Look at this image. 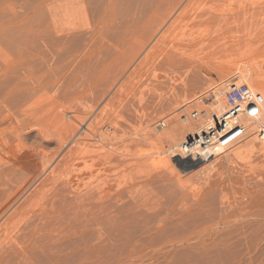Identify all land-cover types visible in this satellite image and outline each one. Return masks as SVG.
<instances>
[{
    "label": "rangeland",
    "instance_id": "1",
    "mask_svg": "<svg viewBox=\"0 0 264 264\" xmlns=\"http://www.w3.org/2000/svg\"><path fill=\"white\" fill-rule=\"evenodd\" d=\"M175 1V3L172 1V3L166 2L164 9L161 10L163 13L157 16L152 25L149 24L138 36L131 39L133 44L124 40V43H122V39L119 38L117 34L114 35V31H112L114 32L113 34L108 33L111 36L108 35L105 38L106 40L104 41L107 42L108 40V42L103 44V51L99 48L101 51L98 49L93 55L87 56L88 62H86V58L81 60L88 64L89 59H93L92 61L90 60L92 62H90V66L87 65L88 68H91L86 72V67H82L86 65L80 64V62L74 64L75 66L66 67L62 70L63 72L58 74V79H62V81L65 79V81H63L65 85L62 86V84H64L63 82H61L62 84L59 83V88H56L55 85L54 88L58 91L56 93L55 89L48 88L50 89L49 91L45 89V91H43L44 93L42 92L44 95L43 98L35 104V106H40L36 108L34 106L31 109L28 108V112H23L22 109L18 110L19 108L15 107L10 109V111L14 110L13 112L18 111L15 114L18 113L20 116L22 115L23 119L18 118V115L9 111V122L12 123L14 121V123L10 124L12 127L10 126L11 129H8V131L4 126V132L0 133V162H5V159H9V162L12 164L14 161L15 164L18 162L16 165L19 166L21 164L20 166H23V170L14 176H10V179H8L9 183H5L6 185L8 183L7 189L4 185L2 187L3 190H1L3 194L0 195V225L5 221V227H7L5 231V245L10 243V236L14 237L13 232H15L16 236L21 232L20 229L23 231L28 223L35 221V214L42 213L41 206L44 208V201H46V204H49L48 206L52 208L54 206L53 209L45 206V209L48 207L51 211V217L53 216L54 220L52 218L53 223L48 222L50 227L48 224L42 225V230L44 231L40 234L41 239L37 241L38 244L34 245L35 249H32V245V250H29L30 252L27 251L28 254L26 252V259H21L19 262L20 259L14 256L15 253L13 254V252L7 251L11 254L5 253L7 259H4L5 262H3V264H16L17 262V264H32L33 260V264H264V136L260 137L257 135L255 124L250 123V128L247 132L225 149L212 147L213 156L217 157L216 162L213 165H209L211 166L210 168H207L205 165L193 167V164L190 163V156L178 150L179 145L186 137L195 136L204 128V120L208 112V104L206 103V98L208 97H206V93L210 92V90L223 87L224 83L230 79H237L239 82L249 84L255 91L260 92L264 98V0H234L233 2L232 0H223L220 5L218 4V9L226 7L231 13L234 12L235 14L232 15L230 19L223 20L220 24L219 21L218 24H216L217 22L212 23V20L202 21L199 22V24L198 22H195V24L194 21L189 23L190 20L189 17H187L188 13L185 18L182 17L180 20L177 19L175 21V17L188 0ZM27 3L24 6L25 2L23 3V0H0L2 8H0V17L2 16L0 21L2 20L5 24L3 25L4 33L5 31L10 33L14 32L12 33L14 37L17 35L16 33L22 31L25 27V29L30 27L34 29V27L37 26L36 24L39 21L38 18L40 14L34 9L36 0H30V2L28 0ZM173 3L176 7H174L175 9L173 8ZM168 5H171V7ZM25 8L27 10H25ZM46 9H44L43 12L46 11ZM34 11L37 13H35L36 16L33 13ZM47 11L46 13L48 14L49 12ZM37 15L38 18H36ZM44 16L46 15L44 14ZM47 16L49 18V14ZM160 18H163V20L165 19L161 24H159L158 21ZM221 19L223 18L221 17ZM217 20L215 19V21ZM173 21L175 22L173 23ZM172 23L173 26L171 25ZM176 23L178 24L176 25ZM217 25L220 27L218 26L217 28ZM180 31L182 32L180 33ZM183 32H188L189 37H195L196 35L199 37L198 41L195 37V41H197V43H195L197 44L196 47L194 46L195 44H192L193 46H183L184 42L182 39H185V37H183L185 33ZM162 34L164 37L167 36V42H173L171 44H175L172 48L173 51L184 50L185 47L187 49L189 46V50L185 49L187 55L185 58L187 57V60L184 58L185 60L180 61L176 64L177 66L175 65L173 67L167 65V63L158 62V59H156V62H153V64L148 66L143 65L148 50L154 46L160 37H162ZM168 34L170 35L168 36ZM6 35L0 36V41L3 40L2 42H4V44L0 43L2 44L0 45V51L4 54H6V51H8L7 53H11L12 51L10 47L8 48L5 46ZM9 35L7 37H9ZM208 38L213 39L210 42L208 41L209 44H207L208 42L205 40H209ZM119 39H121L120 42ZM175 39H177V41ZM125 43L130 44L127 46ZM178 46H180L179 49L177 48ZM106 48L111 50L108 51ZM120 48H123L124 51ZM106 50L108 52H106ZM118 51L122 53L118 54ZM0 58L2 57L0 56ZM109 61L111 64L108 63ZM97 62L99 63L96 64ZM106 63L110 64L108 67L109 75H107V78L103 81L95 75L97 73L93 70H98L106 66ZM79 66L80 68H84L83 70L87 75L86 77L85 74L82 75L84 73L82 69H80L81 72H78ZM141 68L142 70H140ZM76 69L78 70L76 71ZM139 70L142 71V74L132 79L135 72ZM89 72L92 74L91 76ZM93 74L94 77H92ZM79 75H81V78H83V76L86 79L88 78V82H86L84 78L85 82L83 79H79ZM95 76L97 77V84L95 83L96 85L94 86V83H91L90 87H88L90 82H96ZM75 78L79 80L77 81ZM81 80L83 83L80 82ZM72 83L74 88L72 87ZM131 84L134 89L131 87ZM80 86L82 88H80ZM92 86L93 88L91 89ZM122 86L131 90H127V92L123 91ZM125 92L128 94L130 92L131 96L127 94L129 98H126V100L129 101H124L121 103L122 105H120L119 98H124L126 95ZM70 93H72L73 96ZM52 94H56V96ZM84 95L87 96L84 97ZM65 96L69 98L65 100ZM62 99L66 101V105L62 104L65 103ZM72 99L74 100L73 102ZM67 105H69V108L72 107V109L66 108ZM63 107L65 110L68 109L67 113L63 114V120L65 119V122L63 124L59 122L61 125H58L59 123L57 124L54 120L56 116L54 110L57 112ZM112 108H116V116L119 114V117H117L118 120L115 118V114L114 116L112 115ZM110 110L111 112H109ZM1 111L2 109L0 108V118L3 117L5 120V108H3L2 115ZM90 111L93 113L91 112L90 114ZM104 113L106 114L101 119L103 121L104 118H107V124L105 123L106 120L102 123L99 118L101 116L100 114L103 115ZM76 117H79V120L75 119ZM19 119L24 121L21 122ZM98 119L101 123H99ZM94 120H98V122ZM113 120L116 121L114 122ZM118 121L121 122L123 128L118 127V125H116L117 128L115 127L116 122L117 124L120 123ZM159 121L164 122V127H158ZM257 121L264 122V100L261 107L260 118ZM84 124L93 125L95 129L97 128L96 130H102L101 127H103L101 132L103 136H106V140L103 139L100 142L99 138H96V140L93 139L92 144L94 145L96 143L94 145L96 149L94 146L90 145L86 148L87 151L92 152L93 149V151L97 152V148L101 146L100 144L107 143V140L110 141V139L111 142H117L116 144H110L111 142L107 144L115 146L116 150L115 148L113 149V151L115 150V157L120 154V156H118L119 158H117H122L124 160L123 163H121L122 159L119 160L121 161L119 166V170L121 171H119V173H121L122 170L123 173H121L119 175L120 178H118L121 181H125V178L127 183L130 184V188L132 186L134 187V189L131 190L135 193L128 194L129 192L125 190L126 192L124 191L122 193L125 197H118L121 200L115 197L117 199L116 202L114 198L113 202L115 205L117 203L118 206L116 208L120 210L114 208L115 205L112 203V207L115 209L113 210L117 217L122 216L119 217L121 219L116 218V224H113L111 221L112 223L107 222L97 226H89L85 218H83L84 212H80L83 211V203L78 200L83 196L86 180L85 173L87 171L82 162V152H79L78 155V151H81V147L83 148L82 141H84V133L86 132L83 130ZM19 126L22 128L20 129ZM112 128L115 129L113 130ZM13 129H15L16 132L18 131L17 129H20V131H18L19 138H16L18 132L14 136L11 134L10 131ZM105 133H110V137L105 135ZM98 134L101 135V133ZM112 137L114 141H112ZM119 138H121V141L118 142L117 140H119ZM133 140L136 142L135 144L131 142ZM97 141L100 143H98V146ZM122 142L127 145H124ZM118 143L123 144V147H121L122 150L120 146H118ZM12 145H14V149L16 148V150L12 149ZM129 145H131V148ZM117 146L119 149H117ZM2 147H4V150H1ZM30 147H32V149ZM33 148H35V150L37 149V153L35 152L37 157L36 154L34 157H31L34 155V153L32 155ZM72 148L74 150L78 148L79 150L77 149L76 155L74 154V157L72 156L71 159H74L68 161L70 158L66 159V157H68L70 149L72 150ZM11 150H14L13 153ZM126 150H131V152ZM124 151L126 152L123 154ZM127 153H129L127 157L132 158L128 159L124 157ZM19 154L21 156L24 154V156L20 157ZM130 154L132 155L129 156ZM64 157L66 160L63 159ZM94 161L92 165L100 169L102 165L99 164L101 163L98 161L99 164H97V160ZM64 164H68L70 168L68 169ZM121 165L123 166L121 167ZM58 167L64 168L65 170H61V168L59 169ZM123 167L125 168L122 169ZM126 169L128 171H126ZM58 170H60V172H58ZM149 170L152 172L150 173ZM146 171L149 173L148 175L151 174L150 176L152 178L147 175ZM52 172H55L53 175H58V173H60L58 175L60 178L58 176L53 177V175H51ZM126 172L129 173V176L125 175L127 174ZM50 175L51 177H49ZM130 176L135 177L132 179ZM47 177L51 179H46ZM45 179L46 182L44 181ZM42 182L44 185L41 184ZM61 183L63 186L65 185V187H62L60 185ZM42 185L43 187L40 188ZM48 185L51 187L49 190H46ZM140 187L143 189H138ZM43 188H46L45 190L47 192ZM64 189L67 190V192H65ZM40 190L41 192H38ZM42 193H47L46 197H44L45 195H42ZM145 193L146 195L150 193L152 196H149L150 194L146 196ZM51 194H54L55 201L53 197H51ZM61 195H63L62 200L60 197ZM131 195H136L135 197L138 199L149 196V206L151 207L152 205L151 209L150 207L143 208L142 206L133 208L134 206L132 205L134 204V200L131 199ZM48 197L52 199L49 200L50 198ZM77 197L78 199H76ZM27 198H29V200H26ZM67 199L70 201H67ZM63 200L66 202L65 204L63 203L64 209L61 202ZM76 200L77 202H74ZM25 201L27 203H25ZM50 201H54L55 205ZM71 201L72 204L70 203ZM122 201H126L127 204ZM151 201L153 203L155 201V204L151 203ZM78 202L79 204L77 206L81 204L80 210V206L79 208L76 206L79 211L74 206ZM51 204L53 206H51ZM128 204L130 207L127 206ZM70 205H73L72 207L75 208L74 211L77 213L80 212L79 214L75 212L78 216L82 213L83 216L80 215L81 217H79L81 219H79L77 215V217L74 216L75 213H72V207ZM155 205L159 207H157V209L154 207V209L153 206ZM55 206H57V208L60 207V209L62 207L61 211H66L67 214L61 212L60 209H55ZM30 207H32V209H30ZM122 207L125 208L124 211ZM129 208H131V211H133V209H135V211H140V213L134 212L138 213L140 216H135L133 212L131 215ZM54 209L55 212H53ZM126 210L129 213H127ZM32 212L34 216H32L31 219ZM26 213L30 216L28 214L27 216ZM57 214L59 216H57ZM65 215L67 217L69 216V219H72V217L73 219L76 218L74 220L78 222L72 221V223L69 220V222H71V227L67 223V217H65L66 219L64 220L62 219ZM58 217L61 219L59 220ZM127 217L129 219H127ZM161 219L163 221H160ZM61 220L65 221L63 222V224L65 223L64 225L61 224ZM81 220L86 223L83 224L82 222V225L78 226ZM59 221L60 223H58ZM14 222H17L16 226H14ZM74 222L76 224H74ZM9 224L10 226H7ZM85 224L87 228H85ZM11 225L14 228H12ZM74 225H77L79 228L74 227ZM47 226L48 228H46ZM64 226L67 227L65 228ZM74 228L77 230H73ZM46 229H49L48 232H50V230L52 233L53 231L56 232L53 235H48L50 233H48ZM107 231L112 235L111 237L109 236L110 238L106 236ZM57 235L59 236L58 238H56ZM51 236L55 237V240L52 239ZM42 237H44V240L51 239L53 242L48 240L49 246H43V242L45 241H42ZM45 237L47 239H45ZM45 243L47 244V241ZM38 245L39 247L37 248ZM45 249H50L48 253H52L48 254Z\"/></svg>",
    "mask_w": 264,
    "mask_h": 264
},
{
    "label": "bare ground",
    "instance_id": "2",
    "mask_svg": "<svg viewBox=\"0 0 264 264\" xmlns=\"http://www.w3.org/2000/svg\"><path fill=\"white\" fill-rule=\"evenodd\" d=\"M28 1V0H27ZM27 1L23 0V3L25 2L24 6L26 5ZM174 2L175 0H36V4L34 5V9H36L39 13V18H38V15L36 18L39 19V21L37 22V26L34 27V29H32L31 27L30 28H27V29H23L22 31L16 33L13 37V34L14 32L10 33V32H7L5 31L4 33V27L3 25H5L3 23V21L1 20L0 21V36H3L4 34L6 35L5 36V46H7L8 48L10 47L12 49L11 53H7L8 51H6V54H4L3 52L0 51V56L2 58H0V108L2 109L1 111V115H2V112H3V108H5V111L6 112L4 115H5V120L3 117L0 118V133H3L4 130L6 129L8 131V129H11L12 123H14V121L11 123L9 122V118H8V115L10 114V112H13V111H10V109L13 107L15 108H19L18 110H21L23 112H28L27 109L28 108H33L35 106V104L43 98V94L42 92L45 91V89H48V88H52L53 90L55 89L54 86L56 88H59L60 84H62L61 82L65 81V79L62 81V79H58V74L63 72L62 70H64L66 67L68 66H75L74 64H77L78 62H80V64H85L86 66H82V67H86L85 70L86 72L89 70V68L91 67H87L90 66V64L92 63L91 61V58L89 59V63L86 64V62H88V59L86 58L87 56L89 55H93L96 51H98L99 48L102 49L103 47V44L107 43L105 38L110 35L108 33H114V35H118L119 38L122 39V43H124V41H127V42H130L131 44H133L131 42V39L135 38L136 36H138V34L142 31V30H145V28L150 24L152 25L153 21L156 20L157 16L159 14H162L163 12H161L162 9H164V6L167 3L169 2ZM180 1V0H178ZM234 0H232L233 2ZM30 2V0H29ZM171 2V3H172ZM177 2V1H175ZM174 2V3H175ZM223 2V0H188V2L181 8L180 12L177 14V16L175 17V21L177 19H181L182 17H186V14L188 13V16L189 17V23L194 21L195 22H202V21H209V20H212L210 22L212 23H216L218 24V21H219V24L220 22H222L223 20L225 19H230L232 15H234L235 13H231L229 11V9H227L226 7L225 8H222V9H218V6ZM4 3V2H3ZM20 3V2H19ZM174 3H173V8L175 7L174 6ZM183 3V2H182ZM2 4V3H1ZM28 4V3H27ZM181 4V3H180ZM217 4V5H216ZM219 4V5H218ZM5 5V4H4ZM33 5V4H32ZM179 5V3H178ZM22 6V4H21ZM30 6V5H29ZM169 6V5H168ZM223 6V5H222ZM5 7V6H4ZM3 7V8H4ZM45 7V8H44ZM171 7V5L169 6ZM180 7V6H178ZM199 7V8H197ZM224 7V6H223ZM0 8H1V5H0ZM30 8V7H29ZM47 8V9H46ZM176 8V7H175ZM174 8V9H175ZM2 9V8H1ZM7 9V7H6ZM22 9V7H21ZM32 9V10H34ZM46 9L47 12H49V18H48V14L46 13V11L43 12V10ZM17 10V9H16ZM25 10H27L25 8ZM31 10V9H30ZM35 10V11H36ZM173 10V9H172ZM20 11V10H19ZM33 12L34 14L36 12ZM169 12V11H168ZM36 13V14H37ZM46 16H44V14ZM170 13V12H169ZM35 14V16H36ZM9 16V15H8ZM24 16V15H23ZM2 17V16H1ZM0 17V18H1ZM220 17V18H218ZM221 17L223 19H221ZM35 18V17H34ZM48 18V19H47ZM164 18V17H163ZM163 18H160L158 19L159 21V24L163 23L165 21V19L163 20ZM22 19V18H21ZM37 19V20H38ZM215 19H219L217 21H215ZM12 20V19H10ZM31 20V19H30ZM33 20V19H32ZM27 21V20H26ZM161 21V22H160ZM173 21V23L175 22ZM186 22V21H185ZM173 23L171 24L173 26ZM179 23V22H178ZM176 23V25L178 24ZM193 23V24H194ZM184 24V23H183ZM196 24V23H195ZM215 24V25H216ZM189 25V24H188ZM32 26V25H31ZM35 26V25H34ZM175 26V25H174ZM219 25H217V28H218ZM17 27V26H16ZM220 27V26H219ZM23 28V27H22ZM216 28V29H217ZM6 29V28H5ZM16 31V30H15ZM111 31V32H110ZM114 31V32H112ZM186 31V30H185ZM212 31V30H211ZM166 32V31H165ZM170 32V31H169ZM172 32V31H171ZM182 31H180L181 33ZM10 33V35H9ZM185 33V35L183 37H185V39L183 38L182 41L184 42L183 43V46L184 45H192V44H195L197 43L198 41V36L196 35L195 37L197 38V41H195V37L194 36H188V32H183ZM182 33V34H183ZM172 34V33H170ZM168 34V36L170 35ZM178 34V33H177ZM176 34V35H177ZM9 35V37H7ZM188 37H187V36ZM193 35V34H192ZM111 36V35H110ZM172 36V35H171ZM174 36V35H173ZM181 36V35H180ZM167 36H163L162 34V37H160L159 40L156 41V43L154 44L153 47H151L146 56H145V60H144V64L145 66H148L150 64H153V62L155 63L156 62V59H158L157 61L158 62H163V63H167V65H170V66H175L176 64H178L180 61H183V60H187V57L185 58L186 55V52H185V49L184 50H178V51H173L172 48L174 47L173 42H167ZM175 37V36H174ZM1 38V37H0ZM115 39L117 37H114ZM173 38V37H172ZM182 38V37H181ZM201 38V36H200ZM118 39V38H117ZM119 39V42L120 40ZM171 39V38H170ZM209 39V38H208ZM124 40V41H123ZM177 41V39H175ZM200 40V39H199ZM207 42L213 40L212 38L207 40L205 39ZM3 40L0 41V43H3L2 42ZM171 41V40H170ZM179 41V40H178ZM181 41V40H180ZM202 41V40H201ZM175 42V41H174ZM204 42V41H202ZM206 42V43H207ZM209 42L207 44H209ZM114 43V41H113ZM118 43V42H117ZM116 43V45H117ZM130 43H125L127 46L128 44ZM135 43V42H134ZM176 43V42H175ZM179 43V42H178ZM204 43V44H206ZM201 44V43H200ZM2 45V44H0ZM122 45V44H121ZM197 44H195L194 46L196 47ZM202 45V44H201ZM126 46V47H127ZM131 46V45H130ZM189 46L187 47V49L189 48ZM193 46V45H192ZM6 47V48H7ZM107 47V46H106ZM176 47V46H175ZM180 46H178L177 48L179 49ZM182 47V46H181ZM5 48V49H6ZM104 48V47H103ZM109 48V47H108ZM108 48H106L108 51H110ZM116 48V47H115ZM101 49H99L101 51ZM113 49V48H112ZM117 49V48H116ZM121 49V48H120ZM125 49V48H124ZM186 49V50H187ZM191 49V48H190ZM193 49V47H192ZM8 50V49H7ZM106 50V52H108ZM119 50V49H118ZM122 51L123 48L121 49ZM189 50V49H188ZM10 51V50H9ZM103 51V49H102ZM101 53V52H99ZM118 54L120 53L119 51L117 52ZM122 53V52H121ZM120 53V54H121ZM4 54V55H2ZM110 54V53H109ZM120 56V55H119ZM86 58V59H85ZM185 58V59H184ZM87 60L86 62L85 61H81V60ZM91 60V61H90ZM97 60V59H96ZM95 61V60H94ZM98 61V60H97ZM112 61V60H110ZM110 61L108 63H110ZM91 62V63H90ZM185 62V61H184ZM95 63V62H94ZM99 62H97L96 64H98ZM106 63V66H103L101 68H99L98 70H93L91 72H93L96 76H98L99 79H102L104 81V79L107 78V75H109L108 71V67L109 65L111 64H108ZM114 63V62H113ZM108 64V65H107ZM101 65V63H100ZM92 66V65H91ZM94 66V64H93ZM92 66V68H93ZM177 66V65H176ZM97 67V66H95ZM177 68V67H176ZM80 69H82V72L84 71L83 69L84 68H80L79 66V71L78 72H81ZM78 69H76L77 71ZM91 70V69H90ZM142 70V68L140 69ZM137 71L135 72V74L133 75V78H136L138 76H140L142 74V71ZM73 71V70H72ZM76 73V72H75ZM90 73V72H89ZM63 74V73H62ZM61 74V75H62ZM81 74V73H80ZM85 74V77L87 76L85 71L82 75ZM94 74L92 77H94ZM76 75V74H74ZM92 74L90 73V76ZM137 75V76H136ZM81 75H79L80 77ZM95 76L96 78V82H90V84L88 85V87H90L91 83H94L93 85L95 86L97 84V77ZM78 77V78H79ZM91 77V78H92ZM65 78V77H64ZM84 78V76H83ZM83 78H79V79H83ZM67 79V78H66ZM77 80V78H75ZM78 79V80H79ZM86 79V78H84ZM83 79V81L85 82V80ZM93 79V78H92ZM77 80V81H78ZM88 78L86 79V82ZM90 80V79H89ZM83 81L81 80L80 82L83 83ZM233 81H237L239 82V80L237 79H230L228 81H226L224 83V86L223 87H219V88H215V89H212L210 90V92L206 93V98L207 99V104H208V112H207V116H206V119L204 120V128L195 136H188L184 139V141L179 145L178 147V150L179 152L183 153V154H188L190 156V163L193 164V167H199V166H206L207 168L211 167L209 165H213L215 162H216V157L217 156H213V150H212V145L207 147V148H203L202 144L199 142L197 143L196 140H194L196 137L198 136H203V135H206V136H211L212 133H213V129L216 125V121H217V118L221 115V113L223 112L224 110V107H225V99L223 97V93L227 87V85L230 83V82H233ZM75 82V81H74ZM79 82V83H80ZM60 83V84H59ZM64 83V82H63ZM96 83V84H95ZM102 83V81H101ZM75 84V83H74ZM77 84V83H76ZM81 84V83H80ZM65 85L62 84V86ZM67 85V84H66ZM78 86V85H77ZM86 86V84H85ZM84 86V87H85ZM136 86V85H135ZM67 87V86H66ZM72 87H73V83H72ZM83 87V85H82ZM80 86V88H82ZM123 87V91H126L127 90H131V89H126L124 88L125 86H122ZM131 87H132V84H131ZM63 88V87H62ZM65 88V87H64ZM74 88V87H73ZM79 88V87H78ZM93 88V86L91 87V89ZM133 88V87H132ZM61 89V87H60ZM66 89V88H65ZM86 89V88H84ZM126 89V90H125ZM134 89V88H133ZM50 89H48L47 91H49ZM52 90V91H53ZM55 93L58 92L57 89H55ZM62 90V89H61ZM72 90H75V89H72ZM76 91V90H75ZM78 91V90H77ZM81 91V89H80ZM86 91V90H85ZM88 91V90H87ZM122 91V90H121ZM61 92V91H60ZM59 92V93H60ZM125 92V93H126ZM131 92V91H130ZM130 92L129 94L126 93L125 97L124 98H119V102H120V105H122L121 103H123L124 101H129V100H126V98H129L128 95H130ZM40 93V94H39ZM44 93V92H43ZM58 93V94H59ZM64 93V91H63ZM74 93V92H73ZM62 94V93H61ZM72 96L73 94L70 93ZM90 94V93H89ZM128 94V95H127ZM45 95H46V92H45ZM54 96H56V94H52ZM67 95V94H66ZM120 95V94H119ZM53 96V97H54ZM60 96V95H59ZM71 96V98H72ZM87 96V95H84V97ZM95 96V95H94ZM122 96V95H121ZM131 96V95H130ZM58 97V96H57ZM64 97V96H62ZM66 97V96H65ZM79 97V96H78ZM55 98V97H54ZM61 98V96H60ZM60 98H57V99H60ZM69 98V97H66L65 100ZM138 98V97H137ZM74 99V98H73ZM72 99V102L74 101ZM79 99V98H78ZM133 99V98H132ZM131 99V100H132ZM61 100V99H60ZM64 99H62L63 101ZM70 100V99H68ZM42 101V100H41ZM61 101V102H62ZM77 101V100H76ZM136 101V100H135ZM60 102V103H61ZM65 103H62L63 105L65 104L66 105V101H63ZM71 103V101H70ZM55 104V103H53ZM58 104V103H57ZM69 104V103H68ZM74 104V103H73ZM79 104V103H78ZM119 104V103H118ZM38 105V104H37ZM56 105V104H55ZM61 105V104H60ZM58 105V106H60ZM70 105V104H69ZM67 105L66 108L68 109H72L69 108ZM40 106V105H38ZM38 106H35L38 107ZM74 106V105H73ZM119 106V105H118ZM3 107V108H2ZM10 107V108H9ZM96 107V106H95ZM94 107V108H95ZM112 107H116V106H112ZM132 107V106H131ZM136 108V107H135ZM41 109V108H40ZM65 110V108H61L59 109L57 112L56 110L55 113H56V116L54 117V120L56 121V123L58 124L59 122L61 124H63L65 122V119L63 120V114H66L67 113V110ZM93 109V108H91ZM90 109V110H91ZM107 109V108H106ZM113 109V113L112 115L116 116V113L117 110L116 108H112ZM120 109V107H119ZM16 110V109H15ZM74 110V109H73ZM78 110V109H77ZM135 110V109H134ZM10 111V112H9ZM89 111V110H88ZM136 111V110H135ZM16 112L18 111H15L13 112V114H15ZM92 111H90V114H91ZM105 112V111H104ZM111 112V110L109 111ZM121 112V111H120ZM89 113V112H88ZM93 113V112H92ZM103 113V112H102ZM260 113H261V110L259 111L258 115L256 116H250L248 114H242L241 115V121L245 127V132L243 133V135L247 132V130L250 128L249 125L250 123H254L255 124V129H256V133L258 136L260 137H263L264 136V122H260V121H257L259 118H260ZM11 114V115H13ZM106 113H104L103 115L100 114L101 116L99 117L100 119L103 118L105 116ZM15 115H18L17 117L18 118H22V115L20 116L18 113L15 114ZM108 115V114H107ZM119 115V114H118ZM116 116L115 118L117 119V117L119 116ZM144 115V114H143ZM68 116V115H67ZM110 116V115H108ZM112 116V117H113ZM90 117V116H89ZM107 117V116H106ZM79 118V117H78ZM77 117L75 119H78ZM20 120L21 122L24 121V120ZM96 119V118H95ZM107 118H104V120H106ZM122 119V118H120ZM11 120V119H10ZM79 120V119H78ZM77 120V121H78ZM93 120V118H92ZM99 120V119H98ZM98 120H94L95 122H98ZM103 120V121H104ZM118 120V119H117ZM144 120V119H143ZM146 120V119H145ZM151 120V119H150ZM102 119H101V122L103 123ZM114 121V120H113ZM116 121V120H115ZM114 121V122H115ZM16 122V121H15ZM19 122V121H18ZM83 122V121H82ZM81 122V123H82ZM100 120H99V123H101ZM120 122V121H118ZM142 122V121H141ZM17 123V122H16ZM15 123V124H16ZM58 124V125H61V124ZM76 123V122H75ZM74 123V124H75ZM99 123H97L98 125H100ZM105 123L107 124V120L105 121ZM104 123V124H105ZM24 124V123H23ZM20 125V124H19ZM77 125V124H76ZM92 125V124H91ZM116 125H118V127L120 128H123V126L121 125V122L117 124H115V127ZM121 125V126H119ZM4 126H5V129H4ZM11 126V127H10ZM16 126V125H15ZM103 126V125H102ZM148 126V125H147ZM20 127V126H19ZM61 127V126H60ZM158 127H164V122L163 121H159L158 123ZM22 127H20L21 129ZM77 128V127H76ZM102 130H103V127H101ZM117 128V127H116ZM20 129H17L18 131H20ZM97 129V128H96ZM95 127L92 125H86L84 124V129L86 132L84 133L85 134V137H84V141H82V145H83V148L81 147V151H78V155H79V152H82V157H83V164H84V167L87 169L86 171V175H85V187H84V192H83V196L80 198V200L78 201H82L81 203H83V211H80V212H84L83 216L82 213L80 214L81 216H83V218H85V221L87 222V224L89 226H97V225H101L102 223H110L111 221L113 222V224H116V218H119V217H122V216H118L116 215L115 213V209L118 205L116 203L113 202L114 201V198L117 197V199H119L122 195V193L127 190L129 193L128 194H133L134 191H132L131 189H134V187L130 188V184L127 183L126 179L124 178L125 181H121L119 178V175L121 173H123V170L121 173H119V166H120V162L123 163V159H118L120 156V154H116L118 155L117 157H115V146H111L110 144H116L114 142H111V139L110 141L107 140L108 142H111L109 145L107 143H99L100 141H102L103 139L106 138V136H103L102 135V130H96ZM113 130L115 128H112ZM14 130V131H13ZM13 130H9L11 132V134L16 135V130L13 129ZM23 130V129H22ZM55 130V129H53ZM146 130V129H145ZM109 131H112V130H109ZM107 131V132H109ZM147 131V130H146ZM53 132V131H51ZM114 132V131H112ZM148 132V131H147ZM7 133V132H6ZM15 133V134H14ZM98 133H101V135H99ZM104 133V132H103ZM117 133V131H116ZM18 134L19 132L17 133V137L16 138H19L18 137ZM52 134V133H51ZM110 134V133H109ZM109 134H106L105 135H108ZM123 134V133H122ZM116 136V135H115ZM119 136V134H118ZM126 136V135H125ZM129 136V135H128ZM127 136V137H128ZM132 136V135H130ZM110 137V136H109ZM114 137V136H113ZM112 137V141H114V138ZM241 137V136H240ZM96 138H99V142L97 141V146L100 144V150L97 148V152L96 151H93V147L91 148L92 149V152L91 151H87L86 148H88V146H94L92 143H93V139L96 140ZM109 139V138H107ZM121 138H119V140H117L118 142L121 141L120 140ZM128 139V138H126ZM132 139V137H131ZM70 140V139H69ZM82 140V139H81ZM106 140V139H105ZM104 140V142H105ZM124 141V140H123ZM130 141V140H129ZM69 142V141H68ZM128 142V141H127ZM131 142H134L131 141ZM140 142V141H139ZM142 142V141H141ZM99 143V144H98ZM124 145H127L125 144L124 142H122ZM136 142H134L135 144ZM65 144V142H64ZM75 144V143H73ZM123 144H119L118 143V146H120V149L121 147H123ZM133 144V143H132ZM140 144V143H139ZM16 145V144H15ZM63 145V144H62ZM60 145V146H62ZM9 146V145H7ZM14 149V145H12ZM11 146V147H12ZM74 146V145H73ZM117 146V147H118ZM17 147V146H15ZM34 147V146H33ZM125 148H128L126 146H124ZM129 147L131 148V145H129ZM4 147L1 148V150L3 149ZM6 148V147H5ZM32 149V147H30ZM28 148V149H30ZM70 148V147H69ZM68 148V149H69ZM90 148V147H89ZM94 148L96 149V147L94 146ZM115 148V150L113 151V149ZM9 149V148H8ZM7 149V150H8ZM11 149V148H10ZM34 150H32V155L34 153L33 156L31 157H34L35 154L37 153L35 148H33ZM40 149V148H39ZM78 148H76L75 150L72 148V150L70 149V152H69V155L68 157H66V159H69L68 161H71L73 159L72 156L75 154L76 155V151H77ZM119 149V147L117 148ZM4 150V149H3ZM6 150V149H5ZM16 150V148L14 149ZM13 150V151H14ZM74 150V151H73ZM79 150V149H78ZM90 150V149H89ZM99 150V151H98ZM122 150V149H121ZM125 150V149H124ZM132 150V149H131ZM131 150H126V151H130ZM10 151V150H9ZM12 151V150H11ZM12 151V153H13ZM39 151V150H38ZM124 151L123 154L126 152ZM18 152V150H17ZM27 152V151H26ZM24 152V153H26ZM36 152V153H35ZM129 152V153H130ZM11 153V154H12ZM15 153V152H14ZM20 153V152H19ZM127 153L126 155H124V157H127V155L129 154ZM9 154V152H8ZM7 154V155H8ZM31 154V153H29ZM20 155V154H19ZM67 155V154H66ZM132 154H130L129 156H131ZM12 156V155H11ZM10 156V157H11ZM17 156V155H16ZM24 156V154L22 155ZM20 155V157H22ZM27 156V155H26ZM25 156V157H26ZM139 156V155H138ZM147 156V155H146ZM15 157V156H14ZM20 157H19V160H20ZM30 157V155H29ZM36 157H37V154H36ZM65 157L63 159H65ZM74 157V156H73ZM78 157V156H77ZM76 157V158H77ZM141 157V156H140ZM4 158V157H3ZM9 158V157H8ZM28 158V157H26ZM79 158V157H78ZM128 158V157H127ZM129 158H132V157H129ZM128 158V159H129ZM17 159V158H16ZM65 159V160H66ZM13 160V159H12ZM18 160V159H17ZM23 160V159H22ZM94 160H97V164H99V162L101 164L99 165H102L100 166V169L94 167V165H92L93 161ZM121 160V161H119ZM99 161V162H98ZM129 161V160H128ZM150 161V160H149ZM28 162H33V161H28ZM65 162V161H64ZM64 162H61V163H64ZM73 162V161H72ZM71 162V163H72ZM95 162V161H94ZM209 164H208V163ZM66 163V162H65ZM69 163V162H68ZM207 163V164H205ZM18 164V162L16 163ZM15 164V161L12 163L9 162V159H5V162H0V195H2V191L3 190V186L5 185L6 186V189H7V186H8V183H9V180L10 179V176H14L16 174H18V172H21L23 169L22 167L19 165H16ZM29 164V163H28ZM79 164V163H78ZM96 164V163H95ZM128 164V163H127ZM25 165V164H24ZM65 166H69L68 164H64ZM72 165V164H71ZM123 165H121L122 167ZM128 166V165H127ZM126 166V167H127ZM64 167V166H63ZM129 167V166H128ZM132 167V166H131ZM59 168V167H58ZM61 168V167H60ZM59 168V169H60ZM66 168V167H64ZM63 168V169H64ZM70 167H68L69 169ZM125 167H123L122 169H124ZM137 168V167H136ZM61 168V170H63ZM66 169V170H68ZM56 170V169H55ZM65 170V169H64ZM134 170V169H132ZM131 170V171H132ZM53 171V170H52ZM57 171V170H56ZM84 171V170H83ZM126 171H128L126 169ZM150 173L152 172L151 170H149ZM58 172H60V170H58ZM69 172V171H68ZM140 172V171H139ZM142 172V171H141ZM147 172V171H146ZM55 172H52L51 175H53ZM127 173V172H126ZM145 173V172H143ZM60 173H58L59 175ZM67 174V173H65ZM69 174V173H68ZM129 173L125 174V175H128ZM140 174V173H139ZM149 173L147 172V175ZM51 175L49 177H51ZM58 175H53L54 176H58ZM135 175V174H133ZM151 175V174H150ZM150 175H148L149 177H151ZM66 176V175H65ZM64 176V177H65ZM79 176V175H78ZM77 176V177H78ZM129 176V175H128ZM147 176V177H148ZM49 177H47L46 179H48ZM60 178V176H58ZM57 177V178H58ZM63 177V176H62ZM119 177V178H118ZM132 179L135 177V176H130ZM137 177V176H136ZM146 177V176H144ZM148 177V178H149ZM66 178V177H65ZM140 178V177H139ZM152 178V177H151ZM46 179L44 180L46 182ZM51 179V178H49ZM63 179V178H62ZM77 179V178H76ZM82 179V178H81ZM136 179V178H135ZM155 179V178H154ZM58 180V179H56ZM60 180V179H59ZM51 181V180H50ZM150 181V180H149ZM6 182L7 185L5 184ZM44 182V183H45ZM48 182V180H47ZM130 182V181H129ZM75 183V182H74ZM79 183V182H78ZM43 184V182L41 183ZM47 184V183H46ZM45 184V185H46ZM49 184V183H48ZM66 184V183H65ZM144 184V183H143ZM44 185V184H43ZM43 185L40 187L42 188ZM51 185V183H50ZM62 187H65V185L63 186L62 183L60 184ZM47 186V185H46ZM53 186V185H52ZM45 187V186H44ZM51 186L48 185V188L46 190H49ZM54 187V186H53ZM61 187V188H62ZM66 187H69V186H66ZM71 187V186H70ZM148 187V186H147ZM39 188V189H40ZM142 187L138 188V189H141ZM44 189V188H43ZM44 189V190H45ZM63 189V188H62ZM67 189V188H65ZM64 189V190H65ZM72 189V188H71ZM82 189V188H81ZM137 189V190H138ZM143 189V188H142ZM45 190V191H46ZM52 190V189H51ZM56 190V189H55ZM54 190V191H55ZM63 190V191H64ZM73 190V189H72ZM5 191V190H4ZM7 191V190H6ZM79 191V190H78ZM136 191V190H135ZM37 192V191H36ZM38 192H41L38 191ZM44 192V191H43ZM47 192V191H46ZM49 192V191H48ZM53 192V191H52ZM57 192V191H56ZM65 192H67V190H65ZM126 192V191H125ZM59 193V192H58ZM57 193V194H58ZM76 193V191H75ZM78 193V192H77ZM135 193V192H134ZM47 194V193H46ZM46 194L45 193H42V195H45L44 197H46ZM55 194V193H54ZM54 194H51L50 196L53 197L54 201H55V198H54ZM127 194V193H126ZM150 194V193H148ZM147 194V195H148ZM41 195V193H40ZM39 195V196H40ZM60 195V194H59ZM63 195H64V192H63ZM61 195V200H62V196ZM75 195V194H74ZM78 195V194H76ZM141 195H144V194H141ZM146 195V193H145ZM146 195V196H147ZM182 195H185V194H182ZM66 196V195H65ZM71 196V195H70ZM79 196V195H78ZM120 196V197H119ZM131 199L134 200L133 201V205L134 206L133 208L135 207H138V206H142L143 208H148L150 207L149 205V196H152L151 194L148 196V197H141V199H138L137 197H135L136 195H131ZM202 196V195H201ZM31 197V196H30ZM38 197V196H37ZM43 197V196H41ZM40 197V198H41ZM68 197V196H66ZM119 197V198H118ZM125 197V196H123ZM122 197V198H123ZM34 198V197H33ZM50 198V197H48ZM59 198V197H58ZM64 198V197H63ZM70 198V197H69ZM73 198V197H72ZM75 198V197H74ZM148 198V199H147ZM160 198V197H159ZM183 198V197H182ZM36 199V198H35ZM52 198H50L49 200H51ZM78 199V197L76 198ZM115 198V201L117 200ZM198 199V198H197ZM26 200H29V198H27ZM32 200V198H31ZM34 200V199H33ZM69 199H67L68 201ZM75 200V199H74ZM121 200V199H119ZM123 200V199H122ZM152 200V198H151ZM156 200V199H155ZM199 200V199H198ZM197 200V201H198ZM54 201H50L51 203L54 204ZM60 201V199H59ZM70 201V200H69ZM196 201V203H197ZM33 202V201H31ZM35 202V201H34ZM46 201L43 202V205L45 206H48L49 204H46L45 203ZM49 202V203H50ZM62 202V207L64 209V204L66 203L65 200L61 201ZM74 202H77L74 201ZM117 202V201H116ZM123 203H126V201H122ZM162 202V201H160ZM184 202V201H183ZM199 202V201H198ZM201 202V201H200ZM25 203H27L25 201ZM45 203V204H44ZM64 203V204H63ZM72 204V201L70 202ZM112 203H114L115 207L113 208L112 207ZM151 203H153L151 201ZM157 203V202H156ZM41 204V203H40ZM74 204V203H73ZM79 204V202L77 204H75L74 206L76 207L77 205ZM155 204V201L154 203ZM55 205V204H54ZM131 205V204H130ZM158 205V203H157ZM153 206L156 207H159V206ZM24 206V205H23ZM22 206V208H23ZM44 206V208H42L41 206V209H42V213H36L35 214V218L33 222L31 223H28L26 222L27 226H25L24 230L22 231L20 229V233H18L16 236H15V232L14 233V237L13 236H10L11 240H10V243L8 245H5V231L7 230V227H5V221H3V223L0 225V264H3L4 259L6 260V254H11L10 252H13V254L15 253L14 256H16L17 258H19V262L21 261V259H26L25 255H26V252L29 251V250H32V249H35L34 248V245L38 244L37 241L39 239H41V236L40 234L43 233L44 230L42 225H47L48 222H52V218L54 220V217L52 216L51 217V211L49 210L48 206L47 209H45L46 207ZM51 206H53L51 204ZM71 206V205H70ZM73 206V205H72ZM71 206V207H72ZM80 206V208H79ZM77 206L79 208V210L81 209V204ZM129 206V204L127 205ZM131 206V208H132ZM164 206V205H162ZM183 206V205H182ZM35 207V206H34ZM56 208L55 209H60L57 208V206H55ZM62 207L60 209V211L62 210ZM76 207V208H77ZM130 207V206H129ZM152 207V205H151ZM150 207V209H151ZM52 207H50L51 209ZM54 208V206H53ZM52 208V209H53ZM77 208V210H78ZM123 208V207H122ZM128 208V207H127ZM126 208V209H127ZM131 208H129V212H131V215L134 213V212H138L140 213V211L133 209V211H131ZM30 209H32V207H30ZM55 209L53 212H55ZM75 208L72 207V213L76 212L74 211ZM114 209V210H113ZM117 210H120L119 208H116ZM125 208H123L122 210L124 211ZM141 209V207H140ZM150 209H145V210H150ZM155 209V208H154ZM153 209V210H154ZM78 210V211H79ZM116 210V211H117ZM142 210V209H141ZM162 210V209H160ZM3 211V210H2ZM50 211V212H48ZM127 211V210H126ZM125 211V212H126ZM163 211V210H162ZM161 211V213H162ZM16 212V211H14ZM19 212V210H18ZM21 212V211H20ZM26 212V211H25ZM30 212V211H29ZM61 212H64V211H61ZM79 212V213H80ZM127 211V213H129ZM133 212V213H132ZM158 212V211H156ZM23 213V212H22ZM58 213V212H56ZM65 214L66 211L64 212ZM63 213V214H64ZM71 213V214H72ZM73 213V214H74ZM77 213V212H76ZM75 213V217H77L79 213L76 214ZM126 213V214H127ZM138 213H134V215H139ZM14 214V213H13ZM28 213H26L27 215ZM53 214V213H52ZM62 214V215H63ZM72 214V215H73ZM153 214V213H152ZM12 215V214H11ZM23 215V214H22ZM29 215V214H28ZM27 215V216H28ZM56 215V214H55ZM61 215V216H62ZM77 215V216H76ZM78 216L81 217V216ZM128 215V214H127ZM133 215V216H134ZM149 215V214H147ZM166 215V214H164ZM163 215V216H164ZM30 216V215H29ZM32 216H34V213L32 212L31 213V219H32ZM57 216H59L57 214ZM140 216V215H139ZM138 216V217H139ZM146 216V215H145ZM4 217V216H3ZM16 217V216H15ZM19 217V216H18ZM65 217H67L66 215L64 216V218H62L63 220L66 219ZM72 217V216H71ZM125 217V216H124ZM131 217V216H130ZM1 218V217H0ZM11 218V216H10ZM13 218V217H12ZM24 218V217H23ZM59 218V217H58ZM68 218V221L67 223L70 225L72 221H75V222H78L72 217V219H69V216L67 217ZM77 218V219H78ZM19 219V218H18ZM21 219V218H20ZM51 219V221H50ZM61 218H59L60 220ZM81 219V218H79ZM121 219V218H119ZM123 220L125 218H122ZM127 219H129L127 217ZM136 219V217H135ZM160 219V218H159ZM10 220V219H9ZM17 220V218H16ZM22 220V219H21ZM27 220V218H26ZM61 220V224H63V221ZM69 220L71 222H69ZM126 220V219H125ZM8 221V220H7ZM29 222V220H27ZM38 221L39 222V225H38ZM58 221V220H56ZM80 221V220H79ZM121 221V220H119ZM130 221V220H129ZM133 221V220H132ZM160 221H163L162 219ZM18 222V221H17ZM17 222H14V226H16V223ZM24 222V221H23ZM74 222V224H76ZM82 220H81V223L80 225L78 226H81L82 225ZM86 222H83L86 223ZM111 222V223H112ZM115 222V223H114ZM131 222V221H130ZM129 222V223H130ZM134 222V221H133ZM11 223V222H10ZM60 223V221L58 222ZM66 223V224H67ZM73 223V222H72ZM77 223V224H79ZM118 223V222H117ZM121 224H123L122 222H119ZM126 223V222H125ZM13 224V223H12ZM60 224V225H61ZM65 224V223H64ZM63 224V225H64ZM112 224V225H113ZM119 225V224H118ZM126 225V224H124ZM129 225V224H128ZM7 226H10L7 225ZM12 226V225H11ZM41 226V227H40ZM49 226V224H48ZM48 226L46 228H48ZM68 226V225H67ZM67 226H64L65 228ZM71 226V225H70ZM70 226H69V229H70ZM77 225H74V227H77L79 228ZM84 226H86L85 228H87V225L85 224ZM116 226V225H115ZM50 227V226H49ZM61 227V226H60ZM72 227V226H71ZM12 228H14L12 226ZM18 228V226H17ZM89 228V227H88ZM23 229V228H22ZM51 229V228H49ZM49 229H46L47 232L49 231ZM67 229V230H69ZM76 228H74L73 230H75ZM81 229V228H80ZM11 230V229H9ZM19 230V229H17ZM77 230V229H76ZM75 230V231H76ZM16 231V230H15ZM42 231V232H41ZM53 231V230H52ZM61 231V230H60ZM72 231V229H71ZM56 232V231H55ZM55 232L53 231V233L51 232H48L50 234L48 235H53L55 234ZM60 233V232H59ZM65 233V232H64ZM72 233V232H70ZM82 233V232H81ZM7 234V232H6ZM10 234V233H9ZM58 234V233H57ZM66 234V233H65ZM40 236V238H39ZM43 236V234H42ZM63 236V235H61ZM106 236L107 237H111L112 235H110V232L107 231L106 233ZM47 237V236H46ZM45 237V239H47ZM52 237V236H51ZM49 237V238H51ZM59 236L57 235L56 238H58ZM109 237V238H110ZM43 240L42 241H47V244L45 242H43V246H49L48 244V240L52 241L51 239H48V240H44V237H42ZM65 238V237H64ZM52 239L55 240V237H52ZM64 240V239H63ZM49 241V242H50ZM36 242V243H35ZM41 242V241H40ZM53 242V241H52ZM42 243V242H41ZM45 243V244H44ZM58 243V242H57ZM56 243V244H57ZM60 244V243H59ZM33 245V248L31 249ZM41 245V244H39ZM39 245L37 246V248L39 247ZM42 248V247H41ZM46 248H49V247H46ZM54 248V247H53ZM56 249V248H55ZM47 250V249H45ZM58 250V249H57ZM60 250V248H59ZM7 251H10V252H7ZM39 251V250H38ZM49 250H47V253H48ZM52 251V250H51ZM30 252V251H29ZM55 252V251H54ZM57 252V251H56ZM50 254L52 252H49ZM48 253V254H49ZM60 253V252H59ZM12 254V255H13ZM28 254V252H27ZM54 254V253H53ZM12 255H9V256H12ZM8 256V257H9ZM29 256V255H28ZM31 257V255H30ZM10 258V257H9ZM13 258V257H12ZM33 259V258H32ZM10 260V259H9ZM12 260V259H11ZM30 260V259H29ZM14 261V260H13ZM31 261V260H30ZM34 261V260H33ZM33 261H32V264H33ZM9 262V261H8ZM7 263V262H6ZM18 263V262H17ZM16 263V264H17ZM31 263V262H30ZM35 263V262H34ZM5 264V263H4ZM24 264V263H23Z\"/></svg>",
    "mask_w": 264,
    "mask_h": 264
},
{
    "label": "built area",
    "instance_id": "3",
    "mask_svg": "<svg viewBox=\"0 0 264 264\" xmlns=\"http://www.w3.org/2000/svg\"><path fill=\"white\" fill-rule=\"evenodd\" d=\"M225 107L217 118L211 136L201 135L196 137L197 143L203 148L217 147L225 149L233 144L245 132L241 121L242 114L258 115L263 103V96L245 82H230L224 91Z\"/></svg>",
    "mask_w": 264,
    "mask_h": 264
}]
</instances>
